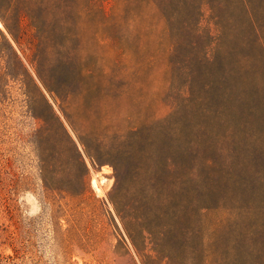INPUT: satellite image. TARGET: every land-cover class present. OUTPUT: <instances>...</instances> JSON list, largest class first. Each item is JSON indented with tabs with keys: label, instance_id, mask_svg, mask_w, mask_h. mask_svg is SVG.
<instances>
[{
	"label": "trees",
	"instance_id": "trees-1",
	"mask_svg": "<svg viewBox=\"0 0 264 264\" xmlns=\"http://www.w3.org/2000/svg\"><path fill=\"white\" fill-rule=\"evenodd\" d=\"M148 3L163 18L170 41L165 97L171 111L103 139L95 133L96 150L111 159L100 160L89 149L90 159L112 160L110 200L125 228L135 226L144 240L155 239L158 228L191 234L195 217L207 211L219 215L210 228L227 242L209 245L200 264H264V0H0L6 32L0 30V98L10 81L26 95L32 116L42 121L31 134L37 151L55 132L75 148L42 89L82 126L98 119L81 110L91 94L107 116H117L112 77L98 74L86 84L93 75L84 72L73 42L79 29L130 49L123 44L126 8ZM204 3L215 35L200 27ZM9 39L29 50L34 76ZM37 98L49 118L36 111ZM77 137L88 149L84 135ZM40 162L46 182L49 164ZM86 174L82 163L76 193L83 191ZM141 256L145 264H157L151 255ZM195 256L193 249L190 264H197Z\"/></svg>",
	"mask_w": 264,
	"mask_h": 264
},
{
	"label": "rangeland",
	"instance_id": "rangeland-1",
	"mask_svg": "<svg viewBox=\"0 0 264 264\" xmlns=\"http://www.w3.org/2000/svg\"><path fill=\"white\" fill-rule=\"evenodd\" d=\"M111 4L107 2L106 8ZM201 12L200 27L215 35L207 4L201 6ZM122 24L123 44L130 49H118L109 38L79 29L73 42L84 72L93 75L86 84L92 85L98 74L112 77L113 89L119 93L115 102L117 116H107L102 106L91 101V94L81 110L83 114L94 111L98 119L90 126H82L78 120L73 121L69 110H64L67 119L58 103L42 89L75 148L63 144L55 132L42 152L37 151L31 134L42 121L32 116L26 95L17 83L10 81L0 98V264H145L141 251L152 256V263L190 264L193 249L195 261L200 264L209 245L215 246L218 240L219 244L227 242L223 237L218 239L219 235L210 228L219 217L215 213H199L191 234L184 229L158 228L155 239L150 241L144 240L135 226L125 228L115 211L110 200L114 183L112 160L97 164L90 159L89 149L96 151L100 160L111 159L102 150H96L95 133L103 139L111 131L124 132L149 124L171 111L165 97L171 46L163 18L152 3L136 8L133 4L126 8ZM0 30L6 34L2 25ZM10 42L34 76L27 62L29 50ZM35 107L46 118L50 117L38 98ZM77 135H84L88 149ZM41 158L49 164L46 182L40 170ZM82 163L87 169L86 183L83 191L76 193ZM98 177L104 179L100 193L91 184L92 178ZM112 199L115 201L116 197Z\"/></svg>",
	"mask_w": 264,
	"mask_h": 264
},
{
	"label": "bare ground",
	"instance_id": "bare-ground-1",
	"mask_svg": "<svg viewBox=\"0 0 264 264\" xmlns=\"http://www.w3.org/2000/svg\"><path fill=\"white\" fill-rule=\"evenodd\" d=\"M0 27H1V24H0ZM91 184L95 188L96 192L100 193L103 189L104 179L102 177L92 178Z\"/></svg>",
	"mask_w": 264,
	"mask_h": 264
}]
</instances>
